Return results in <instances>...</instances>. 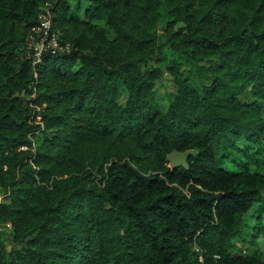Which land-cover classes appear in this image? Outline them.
<instances>
[{"label": "trees", "instance_id": "trees-1", "mask_svg": "<svg viewBox=\"0 0 264 264\" xmlns=\"http://www.w3.org/2000/svg\"><path fill=\"white\" fill-rule=\"evenodd\" d=\"M247 91L264 0H0V264H264Z\"/></svg>", "mask_w": 264, "mask_h": 264}, {"label": "rangeland", "instance_id": "rangeland-1", "mask_svg": "<svg viewBox=\"0 0 264 264\" xmlns=\"http://www.w3.org/2000/svg\"><path fill=\"white\" fill-rule=\"evenodd\" d=\"M46 10H48V7L46 8ZM79 14L81 15L82 18H85V14L83 13V10H81L79 12ZM99 27L109 37L113 36V34H114L113 31L108 29L106 26H99ZM52 44H53V42H52ZM36 46L39 48L43 47V45H41V44H36ZM165 75H166L165 79L163 81H159L157 86H156V89L158 91L157 103L160 107H167V105L169 104L170 98L174 97L176 94V91H177V87H176V84H175L172 76L169 73H166ZM241 98L244 102H248V103L254 102V103L258 104L261 111L264 114V100L263 99L260 100V99L253 98L250 95L249 91L243 93ZM119 100L121 103H124L125 97L122 95ZM40 138H41V135L39 134L37 136L36 140L38 141V140H40ZM255 151H256V148L254 147L250 150L249 153L253 154V153H255ZM260 167H263V163L260 164ZM3 199H4V194L0 190V201H2Z\"/></svg>", "mask_w": 264, "mask_h": 264}, {"label": "water", "instance_id": "water-1", "mask_svg": "<svg viewBox=\"0 0 264 264\" xmlns=\"http://www.w3.org/2000/svg\"><path fill=\"white\" fill-rule=\"evenodd\" d=\"M195 149H188L185 151H178V150H173L168 156L167 159L170 162V165L172 167L184 165L188 166L187 163V158L190 154L195 153Z\"/></svg>", "mask_w": 264, "mask_h": 264}, {"label": "built area", "instance_id": "built-area-1", "mask_svg": "<svg viewBox=\"0 0 264 264\" xmlns=\"http://www.w3.org/2000/svg\"><path fill=\"white\" fill-rule=\"evenodd\" d=\"M48 25H49V23H48L47 19L42 22V27L44 28V31L48 28Z\"/></svg>", "mask_w": 264, "mask_h": 264}]
</instances>
